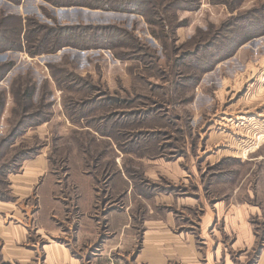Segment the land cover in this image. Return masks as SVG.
Instances as JSON below:
<instances>
[{
	"label": "rangeland",
	"instance_id": "obj_1",
	"mask_svg": "<svg viewBox=\"0 0 264 264\" xmlns=\"http://www.w3.org/2000/svg\"><path fill=\"white\" fill-rule=\"evenodd\" d=\"M169 1L177 3L164 12L161 2ZM147 2L158 17L0 0V36L20 31L22 45L42 41L41 32L30 41L23 29L27 17L49 22L45 5L64 24L129 32V47L118 50L0 51V68H10L0 77V264H46L50 242L79 264L121 244L113 250L124 257L118 263L133 264L155 221L194 237L200 264H258L264 0H197L191 11L184 0ZM249 12L259 35L241 34L233 52L229 46L209 71L197 69L195 59L218 50L219 31L242 28L236 16ZM73 73L101 81L98 90ZM113 213L127 220L113 222ZM110 258L99 264L120 260Z\"/></svg>",
	"mask_w": 264,
	"mask_h": 264
},
{
	"label": "trees",
	"instance_id": "obj_2",
	"mask_svg": "<svg viewBox=\"0 0 264 264\" xmlns=\"http://www.w3.org/2000/svg\"><path fill=\"white\" fill-rule=\"evenodd\" d=\"M13 3L19 4L21 3V0H9ZM48 4H51L56 7H86L90 9H100L103 11H116V12H130L133 14H140L142 16H145L147 19L150 18V16L155 17L160 14L159 11H157V8L155 3H149L144 0L145 3L138 2L135 3L133 0H44ZM197 0H184V2L181 4L183 5L182 8H186V10H192L195 8ZM177 3V1H169L166 3L161 2V8H163V11L166 12L168 9L173 7ZM179 5V4H178ZM160 8V7H158ZM234 8H232L233 10ZM236 9V8H235ZM234 9V10H235ZM43 13L49 18V22H44L39 20L36 17H27L26 19V25L23 29L26 37L30 38V41L34 38L35 34L37 32H41L42 35V41L38 40L37 42H32L30 45H22V42L20 41V31L17 32V37L11 40H6L5 38L0 36V51H7V50H15V51H26L28 53V50L31 53L32 57L36 55H40L43 53L48 54H55L59 51H61L64 48L71 47L79 50H90V49H110V50H118L119 48H122L123 45L127 42L126 37L129 35L128 31L117 27V25L107 24V25H97V26H83L79 25L77 27H74V25L70 24H64L60 22L56 15L52 12V9L49 6L44 7ZM254 13H246L242 14L240 13L239 16H236V21H244L246 24L243 25L242 28L238 25V27H235V25H230L229 28H224L219 31V37H215L219 39V43L216 44V48L218 50L216 52H212L210 56L203 57L201 59H195L196 65H194L197 69H203V71H209L211 67L214 65V63L218 62L219 60L224 59L226 55H228L227 47L234 45L230 50L233 52L236 49V46H238L237 39L242 34L246 37L245 40H250L251 37H253L258 31H255L252 29L253 24H256L257 18L254 20L253 16ZM235 21L234 19H231ZM252 24V25H251ZM23 27V25H22ZM178 27V25H176ZM233 28V29H231ZM248 28V29H247ZM252 29V30H249ZM231 29V31H230ZM244 29V31H241ZM247 29V31H245ZM230 31L229 33L233 34L235 37H231L229 39L228 36L225 35L226 31ZM237 30V31H235ZM256 35H259L256 34ZM32 37V39H31ZM222 39H228V41L224 42ZM126 40V41H125ZM28 41V42H30ZM198 42V40L193 39L192 43ZM210 42V41H209ZM126 45H128L126 43ZM203 46V44H201ZM129 47V45H128ZM198 49L199 46H197ZM226 47V48H225ZM225 48V49H224ZM196 53H189V56L192 57ZM77 58V57H76ZM64 60V57L60 63H56L55 65L60 66L62 65ZM205 60H209L210 62H207L206 64L203 62ZM54 69L56 66H52ZM4 69V73L0 75V77H4V74L6 75L7 72L10 70V68H0ZM76 72V71H75ZM79 76H74L73 73L72 76H74V80L81 84L82 86L89 88L90 91H97V83H100L101 81H97V83L92 80L93 77L90 74H87L88 76L85 77V75L76 73ZM70 75V76H71ZM89 79V81H86ZM1 79V78H0ZM29 91H27V94Z\"/></svg>",
	"mask_w": 264,
	"mask_h": 264
},
{
	"label": "crops",
	"instance_id": "obj_3",
	"mask_svg": "<svg viewBox=\"0 0 264 264\" xmlns=\"http://www.w3.org/2000/svg\"><path fill=\"white\" fill-rule=\"evenodd\" d=\"M111 218L113 222L117 220L121 221L122 224L127 220L125 213H113ZM175 226L173 222L164 223L162 221H155L152 223L145 233L143 243L141 244L142 249L137 254L136 262L133 264H200L201 257L196 251L194 237L188 234L179 236L177 232L172 233L169 228ZM117 247H121V244L111 247L108 257L105 255L95 256V262L93 261L92 263L99 264V262H102V259L110 262V255L112 258L120 259L119 261H115L117 264H119L118 262H123V256L113 253V250L116 251ZM44 252L46 264H79V261L73 259L72 255L62 244L50 242L48 246H45ZM259 259L258 264H264V252H262Z\"/></svg>",
	"mask_w": 264,
	"mask_h": 264
}]
</instances>
